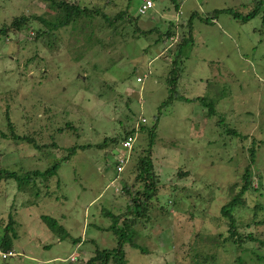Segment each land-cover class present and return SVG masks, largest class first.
<instances>
[{"label":"rangeland","instance_id":"374dc122","mask_svg":"<svg viewBox=\"0 0 264 264\" xmlns=\"http://www.w3.org/2000/svg\"><path fill=\"white\" fill-rule=\"evenodd\" d=\"M54 1L5 0L0 25L16 14L55 11ZM67 1L97 7L110 17L129 7V14L138 17L108 26L94 15L82 22L78 39L61 28L56 37L44 34L36 40L34 28L42 25L37 20L30 22L32 28L0 35V167L22 174L59 163L56 174L37 178L36 186L31 178L24 188L14 178L0 179V236L11 220L9 234L15 238L10 250L16 253L4 264H84L96 247L115 246L118 237L108 228L112 221L106 211H124L123 180L133 182L132 171L149 144L159 178L157 198L149 217L135 226L132 242L145 252L126 241L124 263L194 264L186 247L198 232L202 235L194 248L216 252L217 264H235L236 255L246 264H264V223H253L264 221V4L256 16L241 22L225 12L212 18L211 12L231 8L246 14L256 0H177L178 11L172 0H152L145 14L137 10L142 0ZM189 17L187 42L175 48V35L156 43L169 23L177 34L186 31ZM91 29L90 49L89 38H81ZM173 59L172 66L182 67L178 90L190 100L162 105ZM196 96L212 100L211 116L207 106L192 100ZM131 128L135 140L127 150L122 136ZM226 128L236 129V135L226 134ZM252 141L251 187L242 196L245 203L232 212L239 231L252 233L256 242L223 253L203 235L225 237L228 224L220 208L232 197L229 185L238 183L235 192L242 185ZM119 156L127 158L121 171L116 170ZM44 215L55 218L62 230L54 232Z\"/></svg>","mask_w":264,"mask_h":264},{"label":"trees","instance_id":"16d2710c","mask_svg":"<svg viewBox=\"0 0 264 264\" xmlns=\"http://www.w3.org/2000/svg\"><path fill=\"white\" fill-rule=\"evenodd\" d=\"M52 3L54 4L55 1ZM5 0L0 1V5H2L0 8H4ZM2 3V4H1ZM57 7L56 10L53 11L51 9L46 10V13H40V14H16L11 17L10 21L7 23H4L3 25H0V35H5L8 37L10 33H16L20 30H22L24 27L27 29L28 27L32 28L29 24L32 20H37L39 21L42 25L37 26L34 28V39H38L44 34H50L52 37L58 36V32L60 31L61 28H65L69 30L70 34H73L72 37L78 39V36L81 34L78 30L81 27L84 31V23L82 22H89L92 19V16L94 15H99L101 16L102 19L105 20V23L108 24V26H113L116 21L121 20L122 18L125 20L128 19L130 20H135L137 17L136 15H131L129 14V7H127L125 10H120L115 16L110 17L103 13L100 9L97 7L94 8H89L86 6H83L78 3H70L67 0H58L57 1ZM172 3L175 7V9L178 11L179 10V3L177 0H172ZM264 4V0H256L254 8L246 13V14H241L238 11H234L231 8H223L222 10H213L211 12L212 18L216 17L217 12H225L229 15H231L234 19H237L238 21H248L249 19L253 18L258 14L260 9L262 8ZM55 5V4H54ZM59 12V14L57 13ZM56 12V13H55ZM208 18V16L204 17L203 19ZM191 18L187 20L186 23V31H183L182 33L177 34L173 29L174 26L173 24L169 23L166 30L164 32H159L157 35L156 43L160 41H166L168 40L171 36L177 37V43L175 48H179L181 43L187 42V32L190 31L191 28ZM155 28L153 29H148L146 30L147 32L152 33ZM92 29L88 33V35L82 36V40L85 38H89V42L87 43V47L91 49V46L93 42L91 41V38H93V33ZM84 32H82L83 34ZM75 36V37H74ZM86 41V40H84ZM92 43V44H91ZM89 45V46H88ZM86 44H84L81 47L80 54L78 52L75 53V60L80 61L82 58V54H84L85 49L87 48ZM176 65V60L173 59L171 62ZM182 67H174L172 66L171 70L167 72L166 74V83H167V89H168V96L166 99L162 102V105L167 104L171 100H182V101H187L190 99H187L183 95L180 94L179 92V80L182 76ZM83 70V69H82ZM192 100H198L201 102L203 106L208 107V115L211 116L214 113V108H213V102L212 100L207 99L204 96H196L193 97ZM5 116L7 118V124L9 125L10 132L12 135H14V131L12 128V123L9 120V115L8 111H5ZM158 120V117L156 118V121ZM143 122L145 120H142ZM69 123H66L63 127V129L69 127ZM62 128H57L56 130H63ZM141 129L143 127L141 126ZM155 130H156V122L149 128L148 131V138L150 141L155 137ZM135 132L134 129H129L126 130L122 136V141L126 139L129 135H133ZM226 134L232 135L237 133V130L234 128H226L225 131ZM15 138L22 139L20 136L16 135ZM23 139L30 140L27 136H24ZM113 141H116L115 139H112ZM30 142H34L31 140ZM254 143L255 141H252V146L250 148V162L249 164L245 167V170L242 174L241 177V183L242 185L240 186L239 190L235 192V188L238 187V183L234 182L231 185H229V190L232 193V197L230 198L229 201L225 202L221 208H220V213L223 215V217L227 220L228 224V230L226 232L225 237H223V233H219L216 237L215 236H205L203 235V241L206 240L208 244L214 245L215 247H220L222 249L223 253H226L231 250L232 246L234 247H239L244 245L245 241L249 242H256V236L253 235L252 233H243L239 231L240 225L237 223V219L235 218L232 210L236 205H239L241 203H245L243 201V194L246 190L251 187L252 183V176H251V171L250 167L252 165V161L254 158ZM36 147H44L42 144H38L34 142ZM52 146H54L52 144ZM85 144H81L80 148H84ZM99 146V145H98ZM76 145L71 146L68 148V151L70 154L75 152ZM147 154L143 156H139L138 162L135 164V178L133 182H129L127 180H123V184L121 187V190L124 192L126 195V205L124 208V211L118 214H115L110 211H106V215H108L111 218V224L109 225V230H112L113 233L118 237L117 243L115 246L112 248L109 247H103L99 248L96 247L94 250L93 255L84 263V264H125L124 263V249L123 245L125 244L126 241L128 243L135 247L138 248L141 252H145V250L142 249V247L135 242H132V240L135 237V226L137 223H139L142 219L148 218L152 204H150L154 198H157V192H158V184H159V178L158 175L154 173L153 171V163L152 160L150 159V150H151V145L149 144V147L147 148ZM144 154V153H143ZM69 155H66L63 157L64 159H67ZM59 163L54 162L50 167L46 168L43 172H40L39 170H34V171H26L21 174V172H17L16 170H9V169H4L0 167V179L3 178H14L18 181V186L21 188V186L28 187L30 184V178L34 181V186L37 184L35 183V180L37 178H40L41 180L43 178H49L52 177L56 174V171L58 169ZM19 188V189H20ZM255 188H258L256 186ZM124 194H122L124 196ZM260 207V205H259ZM258 208V205L255 207ZM46 222L49 223L51 226L52 230L54 232H57L59 230H62L61 227H58V224L55 220V218L49 216V215H44L42 216ZM253 220V218H252ZM253 223H264V221H254ZM250 223L245 224L244 226H250ZM13 229L11 220L5 225L3 234L0 236V248L4 250H10L13 246L12 240L15 238V234H9V232ZM202 235L201 233H195L193 240L194 243L190 244L189 246L186 247V252H190L187 254L189 258L193 261L194 264H217L218 260H215V255L216 252H211V253H203L197 249L194 248L195 241ZM79 239H74V241L78 242ZM260 243H264V241H260ZM184 242L178 246V249L183 251L184 247ZM251 247L257 248V246L254 244V246L251 245ZM192 252V254H191ZM186 256V257H187ZM264 256V255H263ZM233 261L235 264H246L245 260L241 257V255H236L235 258H233Z\"/></svg>","mask_w":264,"mask_h":264},{"label":"built area","instance_id":"2783aa9c","mask_svg":"<svg viewBox=\"0 0 264 264\" xmlns=\"http://www.w3.org/2000/svg\"><path fill=\"white\" fill-rule=\"evenodd\" d=\"M152 6H153L152 0H143L142 4L138 7L139 14H145L146 12L150 11ZM170 39H174V37L171 36ZM141 80L142 79L140 77H137V81H141ZM134 140H135V134L129 135L126 139L122 141V147L127 150H131ZM126 161L127 158L123 156L117 157L116 170L121 171ZM15 255L16 253L13 250H4L0 248V264H4L10 257H13ZM71 259L74 260L75 257L74 258L71 257Z\"/></svg>","mask_w":264,"mask_h":264},{"label":"crops","instance_id":"0c3cea01","mask_svg":"<svg viewBox=\"0 0 264 264\" xmlns=\"http://www.w3.org/2000/svg\"><path fill=\"white\" fill-rule=\"evenodd\" d=\"M142 2H143V0L141 1V4H142ZM152 3H153V1H152ZM152 7H153V6H152ZM137 10H138V9H137ZM151 10H152V8L150 9V11H151ZM148 12H149V11H148ZM148 12H147V13H148ZM151 16H152V15H151ZM189 18H190V17H189ZM189 18H188V19H189Z\"/></svg>","mask_w":264,"mask_h":264}]
</instances>
